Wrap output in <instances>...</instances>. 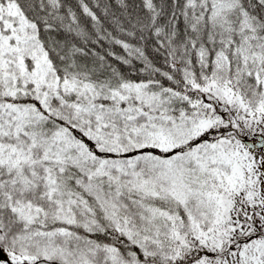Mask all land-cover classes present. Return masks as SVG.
<instances>
[{"label":"snow or ice","instance_id":"snow-or-ice-1","mask_svg":"<svg viewBox=\"0 0 264 264\" xmlns=\"http://www.w3.org/2000/svg\"><path fill=\"white\" fill-rule=\"evenodd\" d=\"M0 264H264V0H0Z\"/></svg>","mask_w":264,"mask_h":264}]
</instances>
